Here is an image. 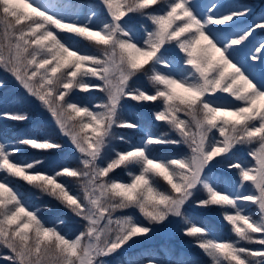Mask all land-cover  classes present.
Returning <instances> with one entry per match:
<instances>
[{
  "label": "snow or ice",
  "instance_id": "snow-or-ice-1",
  "mask_svg": "<svg viewBox=\"0 0 264 264\" xmlns=\"http://www.w3.org/2000/svg\"><path fill=\"white\" fill-rule=\"evenodd\" d=\"M222 8L201 11L194 0H0V69L78 153L76 166L44 170L41 159L14 157L25 146L51 151L62 144L0 135V259L108 264L137 239L179 222L205 261L187 254L166 260L145 249L117 264H264V41L243 51L264 30V16L241 25L248 6ZM133 17L147 21L139 32ZM77 91L103 97L93 103L77 99ZM125 100L157 102L154 120L168 131L149 128L136 143L117 135L140 127L125 116ZM0 116L28 119L20 110ZM157 145L187 151L169 158L153 151ZM120 168L126 180L114 175ZM216 168L235 171L237 180L222 187ZM13 180L57 201L82 221L80 229L63 231L62 218L47 222ZM193 203L219 207L234 239L198 225L185 212Z\"/></svg>",
  "mask_w": 264,
  "mask_h": 264
},
{
  "label": "trees",
  "instance_id": "trees-1",
  "mask_svg": "<svg viewBox=\"0 0 264 264\" xmlns=\"http://www.w3.org/2000/svg\"><path fill=\"white\" fill-rule=\"evenodd\" d=\"M232 0H229L227 6H230ZM206 4L201 5L200 10H206ZM0 81H3L0 84V113L5 111H16L20 110L24 112L28 119L26 121L18 122L12 121L10 119L3 118L0 116V135L7 137L9 141H15L21 138L24 135L28 134H36L42 138H50L57 143L62 145L68 144L69 142L66 137H64L57 126L55 125L53 119L44 110L40 104L37 105L33 101L35 100L32 97H29L25 90L19 85L17 81L3 69H0ZM144 86L148 87L147 82L141 78L140 81ZM150 90V89H149ZM101 92L93 91L91 96H87L83 93H76V98L81 100H88V98L94 99L93 102L100 100ZM36 101V100H35ZM131 101V100H129ZM127 100L124 102V114L125 116L132 120L135 123L140 125L137 129H130V128H122L116 129L117 135H122L125 137L126 141L131 142H138L144 135V132L149 128L156 133L159 132H166L168 131L167 126L164 125L162 122H156L154 120L153 112L158 108L157 102H143L137 103L134 101L129 104ZM173 137H175L173 135ZM113 146L116 148H125L126 143L120 141H114ZM178 148H173L170 146H154L153 151L158 154L167 155L169 158L176 155L178 152ZM61 149L51 150V151H39V150H32L31 148L25 146L22 148L21 152L14 157L16 160H26L30 158H37L44 161L42 168L44 170H53L58 168L61 165H70L76 166L77 165V156L73 152L71 155L63 156L60 154ZM59 152V153H58ZM120 175L121 179L126 180V170L123 168L117 169L114 175ZM234 179L232 177L226 179L232 182L237 180L236 173L234 174ZM223 179V183H224ZM68 182L75 186L76 181L69 179ZM13 184L17 187V189L26 197L31 198V201L35 207L40 208L41 216L49 223H54L57 219L62 218L65 223L61 226L67 227L73 218V215L65 209L62 205H60L57 201L51 199L48 196L41 195L35 189L29 187L27 184L20 180H13ZM222 187H226L225 184H222ZM47 205L48 207H45ZM254 210V206L250 207ZM185 212L187 215L193 218V220L201 226L208 227L212 229L215 233L221 232L222 238L228 239L233 238L234 236L231 233L230 225L223 221L222 217V210L219 208V217L220 220L211 218L207 213H204L199 210H195L193 208H185ZM223 223L224 226L220 225L219 223ZM191 249L189 251H175L168 248L164 242V245L167 247L166 251H163L159 248H155L152 246L145 247V249H151L156 252L162 259L166 260H175L179 259L180 257L187 255L194 256L198 258L200 261H205L206 257L202 253V251L198 248L193 246L191 240L189 242ZM243 246L252 247V244H244ZM253 248V247H252ZM142 250V252L144 251ZM140 252V253H142ZM139 253V254H140ZM136 256V254H134ZM4 262V259H3ZM0 262V264H4Z\"/></svg>",
  "mask_w": 264,
  "mask_h": 264
},
{
  "label": "rangeland",
  "instance_id": "rangeland-1",
  "mask_svg": "<svg viewBox=\"0 0 264 264\" xmlns=\"http://www.w3.org/2000/svg\"><path fill=\"white\" fill-rule=\"evenodd\" d=\"M81 2H87V0H81ZM194 2L198 5L199 9L201 8L202 3L206 4L207 7L211 6V4L216 3L218 5L223 6L221 10H226L229 7L232 8H239L242 6H248L252 11L251 15L245 17V18H239L238 23L241 25H247L250 24L253 20H258L259 17L264 16V0H232V3L230 6H227V3L229 0H194ZM206 7V8H207ZM103 16H100L99 19H103ZM147 23V21L143 20L142 18L139 17H133L131 21V26L137 30L138 32L141 31L140 25ZM264 41V30H256V32L253 34V36L250 37L249 41L246 42L243 51L244 52H250L251 48L253 46L258 45L259 42ZM239 47V46H237ZM257 65L258 67V62H252ZM79 91H77L78 93ZM224 96L226 99H230L227 97V94H221ZM103 97V93H101V97ZM94 101L92 98H88V100ZM130 102L129 104L131 105L132 101L127 100ZM35 104L39 105L38 101H33ZM95 103V102H93ZM134 103V101H133ZM175 138V137H172ZM69 142V141H68ZM134 143V142H132ZM173 148H178L177 154H183L187 151L186 147L184 145H167ZM57 151V150H56ZM59 151V150H58ZM75 153V155L78 157V153L75 152V150L72 148L70 142L69 145L65 144L63 145V148L60 151V154L63 156L71 155L72 153ZM241 152H246V150H241ZM59 153V152H58ZM214 175H216L218 178H221L224 180V183L226 187H228L229 183L232 181H228L226 179L232 177L234 179V174L235 171H229V170H224L220 168L213 169ZM116 177L120 178V175H115ZM123 180V179H122ZM198 198L202 196L201 193H197ZM248 206L251 207L250 203H248ZM193 208L195 210L202 211L204 213H207L211 218H215L220 220L219 217V207L217 206H210L208 208H201L197 207L194 203L189 204L186 206V208ZM135 215L139 216L138 213H135ZM142 219V218H141ZM224 221V220H223ZM220 225L224 226L223 223H219ZM82 226V221H80L77 217L73 216L71 219L69 225L67 227H62L63 231L70 232V233H75L77 230L80 229ZM180 227L179 222H175L171 227H165V228H157L147 239H137L135 243L130 244L127 248L124 249L123 253L118 254L117 256H113L108 258V264H117V262L120 260L122 256L125 254L128 256H135L134 254L138 255L142 250H144L145 247L152 246L155 248H159L163 251H166L167 247L170 248L171 250L175 251H189L191 249V246L189 244L190 238L184 236L178 229ZM218 236H221V232L216 233ZM164 242L166 246L164 245ZM253 248H258L259 245L252 244ZM6 250L0 249V255H3V253ZM0 262H3V259H0ZM4 264H9L7 260H4Z\"/></svg>",
  "mask_w": 264,
  "mask_h": 264
}]
</instances>
